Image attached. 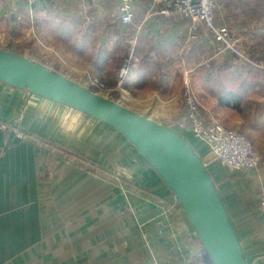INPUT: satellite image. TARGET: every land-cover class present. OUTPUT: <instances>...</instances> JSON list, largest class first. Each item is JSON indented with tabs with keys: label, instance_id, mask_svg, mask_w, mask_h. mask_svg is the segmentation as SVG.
Here are the masks:
<instances>
[{
	"label": "crops",
	"instance_id": "0c3cea01",
	"mask_svg": "<svg viewBox=\"0 0 264 264\" xmlns=\"http://www.w3.org/2000/svg\"><path fill=\"white\" fill-rule=\"evenodd\" d=\"M5 3L16 11L14 16L9 13L10 27L21 13L27 20L31 14L36 30L51 23L56 36L67 37L49 44L64 54L69 73L48 66L78 82L77 77L116 76L125 60L120 40L131 36L125 41L136 44L137 53L123 91L133 88L139 93L135 102L183 104L182 110L168 116L170 121L183 117V72L195 69L190 82L207 121L214 119L248 134L258 149V168L232 170L211 158L206 144L189 132L181 133L206 160L248 264H264V210L259 207L264 194V135L255 136L264 134V72L249 69L228 52L214 55L212 41L202 29L190 42L189 22L152 12L160 6L155 0H134L137 21L126 33L116 13L117 0ZM214 18L237 31L249 57L264 60V0H216ZM33 39L21 37L22 50L3 47L1 40L0 48L37 61L41 59L32 54L34 48L55 57V50ZM192 46L198 55L194 64L188 56ZM205 58L210 59L208 69L200 66ZM224 65L239 81L248 71L259 74L260 92L248 94L240 109L221 104L205 91L208 75L215 76ZM0 122L24 133L21 139L15 135L9 139L10 132L0 130V264H183L202 248L171 191L111 126L1 82ZM159 226L162 235L156 232Z\"/></svg>",
	"mask_w": 264,
	"mask_h": 264
},
{
	"label": "water",
	"instance_id": "95a60500",
	"mask_svg": "<svg viewBox=\"0 0 264 264\" xmlns=\"http://www.w3.org/2000/svg\"><path fill=\"white\" fill-rule=\"evenodd\" d=\"M0 82L81 111L120 132L173 194L201 242L206 262L248 264L206 160L180 130L92 91L40 61L3 48ZM13 135L10 132L9 139Z\"/></svg>",
	"mask_w": 264,
	"mask_h": 264
},
{
	"label": "built area",
	"instance_id": "2783aa9c",
	"mask_svg": "<svg viewBox=\"0 0 264 264\" xmlns=\"http://www.w3.org/2000/svg\"><path fill=\"white\" fill-rule=\"evenodd\" d=\"M29 6L35 0H24ZM160 4L158 9L151 10L157 14L170 17L179 16L189 22L190 32L193 38L196 32L202 29L212 41V52L220 55L225 52L235 55L238 61L257 72H264V60L249 57L242 49L240 37L237 31L226 23H217L214 18L216 0H155ZM134 0H117L116 13L122 25L133 22ZM28 20V34L35 35V25L30 14ZM43 45L42 43H40ZM129 55L122 63L118 71L117 87L123 90L124 82L130 71L133 60L134 44L128 45ZM135 60V57H134ZM200 66L208 69L210 59L205 58ZM195 69L190 68L183 72L182 99L184 114L181 120H177L172 126L180 131L189 132L191 137L206 144L213 158L232 170H256L259 165V156L251 140L242 132L229 128L221 122L204 116L198 97L193 91L190 78ZM99 86H102L98 84ZM0 130L13 133L17 138H23L24 133L17 127L0 122ZM259 207L264 210V194L259 200ZM158 235L163 234L159 226L156 229ZM151 264H157L152 262ZM183 264H211L206 262L202 248L195 250Z\"/></svg>",
	"mask_w": 264,
	"mask_h": 264
},
{
	"label": "rangeland",
	"instance_id": "374dc122",
	"mask_svg": "<svg viewBox=\"0 0 264 264\" xmlns=\"http://www.w3.org/2000/svg\"><path fill=\"white\" fill-rule=\"evenodd\" d=\"M15 10H10V8L7 7L5 0H0V40L1 42V46L3 47H9V48H13L15 50H22V48L20 47L21 44V37H23L24 39L26 37H33V42L35 44L38 43H42L44 44V46L51 48L52 50H55V53L52 55H46L45 53H42L38 48H34L33 51V55L34 57L41 59L40 61L42 63H47V65H49L48 63L52 64V66L56 67L57 69H60L61 71H63L64 73H69L68 68L66 67L68 65V60L64 57V54H61L60 52H58L55 48H53L49 43H53L54 40H56L57 38L59 39H66L67 37H63V36H56L54 34V26L55 25H51L46 23V25H44L41 29H37L35 28V35H26L27 32V27H29L28 24V20L26 19V17L24 16L25 14L21 13L19 15V18L16 19V24L14 27H10V16ZM11 12V14H9ZM16 12V11H15ZM62 16H66V15H62ZM178 17V16H177ZM134 22H132L131 24L128 25H124L126 27V31L124 30V32H128V31H133V24L136 23L137 21V17L134 16ZM58 27L62 26L64 24H57ZM41 27V26H40ZM131 37V36H130ZM129 36H123V39L120 40L122 47L124 50V59H126L129 55V50H128V45L130 44L128 41H125L126 39H130ZM196 39H193L191 33H190V37H189V41L194 42ZM20 41V42H19ZM58 41V40H57ZM119 42V40H118ZM190 46L191 43H188ZM119 46V45H118ZM2 48V47H1ZM134 48L135 51L133 52V60H131V64H130V68L131 65L134 64L135 60L134 57H136V44H134ZM188 56L189 59L193 58L190 60V63H196L195 60L198 58V55L195 53V48L193 49V46L190 47V49L188 50ZM61 57L63 59H61ZM137 62V61H136ZM177 63V62H176ZM191 64V65H193ZM119 71V70H118ZM117 71V73H118ZM72 72V71H71ZM76 77V76H73ZM117 78H118V74H116V76L114 75L111 79L109 78H104L102 76H93L91 78H82V77H77L75 79H78L81 83H84V85L91 87L92 89H94L96 92L107 96L113 100L119 101L121 103H123V105L130 107L131 109H136L138 111H140L141 113L148 115V117L150 118H154L157 121L161 122V123H169L170 125H173L174 121H170L168 118V116H171V113H174V110L178 108V110H182V105L183 104H155L154 101L151 102H141V101H134L137 100L139 97V93H135L133 92V88L132 89H128L127 92L120 90L117 87ZM74 79V78H73ZM113 82V84L111 83ZM108 83H111L113 86L112 90H108L107 89V85H109ZM98 84L102 85L99 86ZM179 86V84H178ZM168 94V93H167ZM167 94H163L164 96H166ZM181 97H182V90H181ZM142 98V97H141ZM142 100H145L144 97L142 98ZM168 114V115H167ZM243 119L241 118V123H243L242 121ZM222 123V122H221ZM168 124V125H169ZM223 124V123H222ZM225 125V124H223ZM228 127V126H227ZM231 128V127H229ZM233 129V128H232ZM236 130V129H235ZM238 131L242 132L241 130L238 129ZM243 134H245L244 132H242ZM250 140L251 143L253 144V141L251 139V137L248 134H245ZM263 133H255V136L257 137H263ZM254 146V145H253ZM256 151H258L257 147H255ZM258 153V152H257Z\"/></svg>",
	"mask_w": 264,
	"mask_h": 264
},
{
	"label": "trees",
	"instance_id": "16d2710c",
	"mask_svg": "<svg viewBox=\"0 0 264 264\" xmlns=\"http://www.w3.org/2000/svg\"><path fill=\"white\" fill-rule=\"evenodd\" d=\"M204 88L208 95L218 99L221 104H231L233 108L240 109L248 94L260 92L259 74L248 71L246 78L239 81L228 66H220L215 76L208 75ZM89 89L95 91L91 87Z\"/></svg>",
	"mask_w": 264,
	"mask_h": 264
}]
</instances>
